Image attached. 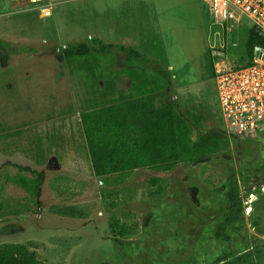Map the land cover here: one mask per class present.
Masks as SVG:
<instances>
[{
	"label": "rangeland",
	"instance_id": "rangeland-1",
	"mask_svg": "<svg viewBox=\"0 0 264 264\" xmlns=\"http://www.w3.org/2000/svg\"><path fill=\"white\" fill-rule=\"evenodd\" d=\"M91 39L172 67L179 80L170 96L183 109L175 115L182 157L173 170H136L123 185L94 176L75 110L121 102L106 97L105 86L130 83L102 72L100 57L64 58L68 45ZM230 42L239 39L223 33L199 0H0V156L32 162L24 152L35 149L46 173L36 198L34 180L9 167L0 172V248L37 245L42 264H216L225 255L247 264L245 254L264 264V134L240 142L219 120L216 72L248 63L243 42L239 50ZM206 74L209 82H197ZM71 116L85 163L63 167L46 135L63 141L60 121ZM233 189L243 221L220 240Z\"/></svg>",
	"mask_w": 264,
	"mask_h": 264
},
{
	"label": "trees",
	"instance_id": "trees-1",
	"mask_svg": "<svg viewBox=\"0 0 264 264\" xmlns=\"http://www.w3.org/2000/svg\"><path fill=\"white\" fill-rule=\"evenodd\" d=\"M258 46L264 47V37L251 31L245 42L248 61L252 60L254 50ZM114 51L123 54L120 62ZM62 54L67 60L92 55L100 57L102 72L117 77L119 81L127 78L125 70L135 68L158 77L164 83V90L159 93L121 101L80 115L85 151H88L94 176L101 182L120 185L136 170H173L181 161L182 153L180 154L174 115L175 103L169 92L173 85L171 71L132 48L107 44L98 39L68 45ZM111 55L113 66L108 69L105 61ZM116 65H121L122 68L118 69ZM176 107L178 109L179 105ZM6 167L34 180V195L39 197L46 177L42 167L20 157L0 156V172ZM227 199L226 214L217 226L216 237L220 240L226 237L228 226L243 221V207L235 189L227 195ZM118 228V223L112 225V231ZM127 233L128 230L124 227L119 231L121 236ZM37 249V245L31 243L3 246L0 248V264H42ZM229 259L230 256L225 255L218 259L216 264H236ZM243 259L247 264L254 263L252 254H245Z\"/></svg>",
	"mask_w": 264,
	"mask_h": 264
},
{
	"label": "built area",
	"instance_id": "built-area-1",
	"mask_svg": "<svg viewBox=\"0 0 264 264\" xmlns=\"http://www.w3.org/2000/svg\"><path fill=\"white\" fill-rule=\"evenodd\" d=\"M199 1L223 33L239 39L229 43L233 48L239 50L243 42V56L251 31L264 37V0ZM215 82L219 120L227 135L245 141L264 134V47H256L247 64L217 71Z\"/></svg>",
	"mask_w": 264,
	"mask_h": 264
},
{
	"label": "crops",
	"instance_id": "crops-1",
	"mask_svg": "<svg viewBox=\"0 0 264 264\" xmlns=\"http://www.w3.org/2000/svg\"><path fill=\"white\" fill-rule=\"evenodd\" d=\"M150 46L153 47L154 45L150 44ZM99 65H100V63H99ZM168 69L172 73L173 84H175V81L178 79L177 75L173 72L172 67H169ZM125 74H126V77H127L126 79L130 83V86L128 88H124V89H121V88L119 89L118 86H117L116 87L117 90H116L113 87V84H111V85L107 84L105 86V96L106 97H108V98L109 97L110 98H120L121 101H126V100L135 99V98H139V97L150 95V94L159 93V92L164 90V83L162 82V80H160L158 77H156L154 75L146 74L145 72H143L141 70H138V69H135V68L127 69L125 71ZM111 79L112 80L115 79V80H117V82H119V80L117 78H111ZM209 80H210V78L206 74V76H202L200 78V80L197 81V82L201 81L202 85H204L205 83H207V81L209 82ZM172 88H173V85L170 88L169 92L172 91ZM177 104L179 105V103L174 104V115H176L177 111L183 110V109H179V108H181L180 107L181 105L177 109V107H176ZM92 110H96V109H94L93 107L89 106V107H86L85 109H76L75 110V114H76L75 116H76V119H77V123L79 124V129H80V132H81V135H82V140H83L84 144H85V142H84L82 127H81V124H80L79 117H80V115L82 113H85V112H88V111H92ZM185 112H187V111H185ZM193 112H194V110H193ZM75 116L74 117L71 116V118L62 117V119H64V120L60 121V123L61 122L64 123V124L66 123L65 127L67 129L65 132H62L61 140L63 139V141H61V142L60 141H56L55 138L51 137L49 132H47V135H46V142H47L48 146L51 147V149H52V151H54V153L56 152V160L58 162H60L63 167H72V166H75L78 163L79 164H81L82 162L85 163V159L83 160L82 158H80L81 157L80 155H82L83 153L82 154H80V153L78 154V149H76V147L74 145V140L71 139L72 134H70V132H69L70 129H71L70 128V124L72 123V120L75 118ZM57 119H59V118H57ZM67 127H69V128H67ZM30 130H32V131L35 130L36 131V129H34V127H30V129L27 130V131H30ZM56 139H58V138H56ZM54 140L56 141V143H55ZM67 140H69L70 144H68L69 147H67L66 154L63 155V157H62V156H60V149L62 151H64L65 143L67 142ZM178 143H179V136H178ZM26 144L28 145V142H26ZM26 144H22V145H25V147H26L27 146ZM39 146L41 147V152H43V154L45 156L44 159L47 160V157H46L47 156V154H46L47 151L44 148L45 144H44L43 140H41V142H39ZM32 150L35 151V149H29V148L25 149L24 155L26 156V158L28 160L36 163L38 166H44L45 163L43 164L42 162L41 163L37 162V158L33 155ZM82 152H84V151L82 150ZM180 154H181V151H180ZM64 161H67V165H64ZM88 164H89V159H88ZM84 169H86V167H84ZM89 169H90V165H89ZM87 173L90 174L91 171L89 170V172H87ZM82 174H84V173H82ZM123 184H125V183H122L120 185H123Z\"/></svg>",
	"mask_w": 264,
	"mask_h": 264
},
{
	"label": "flooded vegetation",
	"instance_id": "flooded-vegetation-1",
	"mask_svg": "<svg viewBox=\"0 0 264 264\" xmlns=\"http://www.w3.org/2000/svg\"><path fill=\"white\" fill-rule=\"evenodd\" d=\"M250 196L254 197L253 194H250ZM256 200H258V196H257V195H256V197L254 198V200H253V198H252L250 202L253 203V202L256 201ZM227 208H228V205H227ZM227 208H226V211H227Z\"/></svg>",
	"mask_w": 264,
	"mask_h": 264
}]
</instances>
